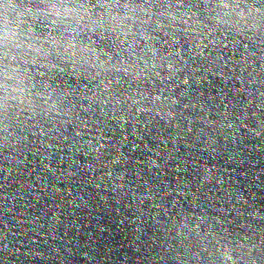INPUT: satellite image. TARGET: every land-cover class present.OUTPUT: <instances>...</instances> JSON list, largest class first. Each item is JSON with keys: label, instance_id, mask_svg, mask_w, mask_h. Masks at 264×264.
<instances>
[{"label": "water", "instance_id": "1", "mask_svg": "<svg viewBox=\"0 0 264 264\" xmlns=\"http://www.w3.org/2000/svg\"><path fill=\"white\" fill-rule=\"evenodd\" d=\"M46 23L33 26L39 36L60 34ZM78 39L101 58L117 44L103 28ZM262 55L259 41L229 48L220 68L187 88L189 106L171 122L121 128L97 105L85 112L89 102L76 95L71 120L28 121L10 147L0 140V264H163L167 225L194 210L230 234L264 230L248 215L264 216V84L237 70L258 68ZM90 87L68 78L61 90Z\"/></svg>", "mask_w": 264, "mask_h": 264}, {"label": "clouds", "instance_id": "2", "mask_svg": "<svg viewBox=\"0 0 264 264\" xmlns=\"http://www.w3.org/2000/svg\"><path fill=\"white\" fill-rule=\"evenodd\" d=\"M38 19L60 34L39 36ZM86 28L115 34L113 54L101 58L82 44ZM257 41L264 43V0H0V140L10 147L20 139L17 129L32 126L28 121L55 127L71 120L69 97L76 95L89 102L85 112L97 105L121 128L171 122L178 107L189 106L182 103L187 88L220 68L229 48ZM259 60L258 68L249 62L237 69L241 79L250 68L248 82L264 84V55ZM68 78H83L91 95L61 90ZM243 200L236 196L237 204ZM248 215L264 220L256 211ZM222 223L195 210L177 214L160 242V261L264 264V230L236 235Z\"/></svg>", "mask_w": 264, "mask_h": 264}]
</instances>
